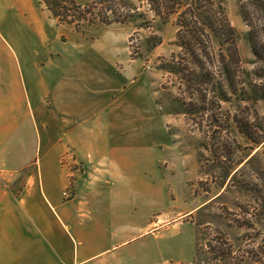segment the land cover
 Returning <instances> with one entry per match:
<instances>
[{
    "label": "rangeland",
    "instance_id": "374dc122",
    "mask_svg": "<svg viewBox=\"0 0 264 264\" xmlns=\"http://www.w3.org/2000/svg\"><path fill=\"white\" fill-rule=\"evenodd\" d=\"M124 1L132 19L96 22L83 33L57 25L40 4L52 55L61 45H102L123 88L137 87L150 100L152 124L140 125L139 137L153 136L148 143L156 153L153 183L162 186L150 215L158 224L150 235L159 248L155 260L168 261L157 264H264V0H213L235 31L234 90L221 72L215 41L206 40V54L197 48V59L179 46L177 13L166 12L164 0ZM194 1L183 0L181 7ZM170 66L183 68L184 75ZM192 73L209 79L199 87L182 78ZM49 108L46 97L44 110ZM37 156L28 151V175ZM75 157L66 149L58 159L62 204L108 208L110 201H123L100 178L98 161ZM33 179L39 183V176Z\"/></svg>",
    "mask_w": 264,
    "mask_h": 264
},
{
    "label": "crops",
    "instance_id": "0c3cea01",
    "mask_svg": "<svg viewBox=\"0 0 264 264\" xmlns=\"http://www.w3.org/2000/svg\"><path fill=\"white\" fill-rule=\"evenodd\" d=\"M44 25L35 0H0V264L168 261L155 260L150 235L162 188L153 183V136L139 137L140 125L152 124L150 100L123 88L102 45H61L52 55ZM66 149L98 161L100 178L123 201L62 204L57 164ZM28 151L38 155L29 175Z\"/></svg>",
    "mask_w": 264,
    "mask_h": 264
},
{
    "label": "trees",
    "instance_id": "16d2710c",
    "mask_svg": "<svg viewBox=\"0 0 264 264\" xmlns=\"http://www.w3.org/2000/svg\"><path fill=\"white\" fill-rule=\"evenodd\" d=\"M164 1L166 12L177 13V41L179 46L199 59L196 49L198 48L206 54L208 52L206 40L215 41L219 47L221 62L224 64L221 72H224L229 88L233 89L235 71L239 67V56L235 31L223 6L214 3L213 0H195L191 5L182 8L183 0ZM39 3L50 13L57 25H71L78 32H83L87 25L96 22L108 25L113 22L126 23L130 18H133L132 8L127 6V2L124 0H90L84 4L77 3L76 0H39ZM200 67L206 69L203 65ZM169 69L180 73L181 76L184 75L183 68L170 66ZM207 76L208 74L199 76L197 73H192V75L188 77L186 75L182 78L190 79V82L188 81L190 84L194 82L200 87L209 79ZM224 93L226 92L221 89V97Z\"/></svg>",
    "mask_w": 264,
    "mask_h": 264
}]
</instances>
